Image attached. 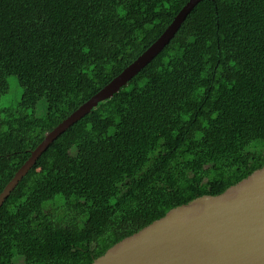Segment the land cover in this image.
<instances>
[{"label":"trees","instance_id":"1","mask_svg":"<svg viewBox=\"0 0 264 264\" xmlns=\"http://www.w3.org/2000/svg\"><path fill=\"white\" fill-rule=\"evenodd\" d=\"M189 0H0V193ZM264 166V0H199L0 206V264H89Z\"/></svg>","mask_w":264,"mask_h":264},{"label":"water","instance_id":"2","mask_svg":"<svg viewBox=\"0 0 264 264\" xmlns=\"http://www.w3.org/2000/svg\"><path fill=\"white\" fill-rule=\"evenodd\" d=\"M198 1L189 0L146 51L46 134L0 193V206L53 140L151 60ZM89 264H264V166L220 194L172 208Z\"/></svg>","mask_w":264,"mask_h":264}]
</instances>
